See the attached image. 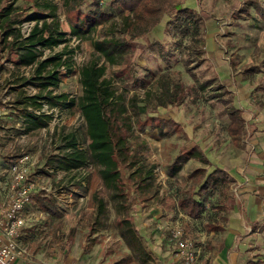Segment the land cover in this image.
I'll use <instances>...</instances> for the list:
<instances>
[{
	"label": "rangeland",
	"instance_id": "obj_1",
	"mask_svg": "<svg viewBox=\"0 0 264 264\" xmlns=\"http://www.w3.org/2000/svg\"><path fill=\"white\" fill-rule=\"evenodd\" d=\"M111 1L4 0L12 3L22 18L35 11L43 12L44 2L54 5L60 30L66 33L77 17L100 10L113 15L110 21L95 29L89 40L66 36L67 49L73 53L63 57L69 60V71L66 67L59 69L60 83L52 90L54 95L65 94L69 99H77L81 95L79 68L89 61L103 63L98 60L91 42L120 27L118 9L110 5ZM175 2L180 9L202 18L204 31L198 41L174 32L170 22L176 8L172 7L152 22L145 34L129 41L130 51L119 66L105 64V77L111 79L116 94L126 100L135 97L140 113L138 123L132 125L127 136L137 164L130 168L121 166L113 188L104 183L98 168L92 164L68 172L50 167L49 158L66 151L64 136L73 134L79 149L86 151L84 121L76 107L49 109L41 101L40 109L29 107L26 111L50 115L51 119L40 130H28L24 106L18 103L20 98L31 97L37 90L25 86L19 92L15 87L20 77L31 74V69L16 68L6 60L7 57L15 60L13 53L0 52L1 157L11 160L7 158L29 154L32 161H38L30 177L39 179L48 189L46 197L51 198L50 193L58 196L51 198L60 213L58 217L39 211L32 203L28 206L29 212L46 215L45 220L25 229L20 240L34 261L63 264L67 262L63 257L72 255L73 264H178L174 252L162 239L168 237L172 225L180 223L182 232L201 248L199 263L210 264L215 254L205 252L214 251L223 243V229L232 210H236L238 224L251 228L250 222L256 219L255 227L259 228L254 234L239 229L244 234L239 238L251 236L244 247L246 261L264 264V0ZM32 25L33 22H23L21 32L25 33ZM210 36L213 51H210ZM62 48L63 45L45 50L41 59ZM209 79L216 82L207 89L201 88ZM166 86L179 88L181 103L158 105ZM220 86L232 95L236 108L247 111L243 148L234 147L227 135L228 119L218 102ZM124 108L130 114L127 104ZM160 122L165 123V136L156 128ZM20 134L24 135L23 139L19 138ZM185 152L192 154L176 175H168L175 157ZM201 155L208 163L200 160ZM200 167L207 173L219 168L230 176L232 183L227 189L214 190V197L199 219L183 218L177 200L191 188L189 173ZM98 201L104 209L97 216ZM124 218L136 222L143 248L139 258L120 237L117 221ZM210 225L219 230L211 234ZM70 235L72 250L67 247ZM234 242L240 241L234 239ZM235 243L234 246L238 245Z\"/></svg>",
	"mask_w": 264,
	"mask_h": 264
},
{
	"label": "trees",
	"instance_id": "obj_2",
	"mask_svg": "<svg viewBox=\"0 0 264 264\" xmlns=\"http://www.w3.org/2000/svg\"><path fill=\"white\" fill-rule=\"evenodd\" d=\"M41 5L44 13L35 11L22 18L12 3L0 0V52L4 50L12 52L15 60L11 61L8 57L6 60L12 62L16 68L29 67L31 69L28 77L22 76L18 79L19 84L15 88L19 92L25 86H32L37 90L35 95L19 99L18 104L24 106L23 114L28 122L27 129L40 130L46 127L51 119L50 115H35L26 111L29 107L40 109L41 101L46 103L49 109L62 106L76 107L86 127L88 139L86 151L80 150L76 137L69 134L62 138L66 151L60 156L50 157L48 164L53 169L67 172L92 164L98 168L104 183L112 187L114 181L118 180L121 166L130 168L137 164V158L130 151L127 136L131 134L132 125L138 123L140 113L135 97L126 100L121 94H116L117 90L112 85L111 79L105 77V64L119 66L130 51L129 41L145 34L150 24L172 7L176 8V12L170 25L181 37L198 41L204 31L203 20L187 9H180L179 3L175 0H112L110 5L118 9L120 15V27L106 37L91 42L98 60H102L103 63L89 61L79 68L78 83L81 87V95L77 99H69L65 94L54 95L52 92L60 83L59 69L66 67V71H69V60L63 57L72 54L73 50L67 49L69 40L66 36L70 35L81 41L89 40L95 29L110 21L113 15L100 10L85 14L80 18L77 17L75 19L77 22L71 25L66 33L60 30L59 20L55 13L56 7L46 2ZM23 22H33L28 32H21L20 26ZM61 45L63 48L60 52L41 59L45 50H53ZM215 82V79H209L202 83L201 88L207 89ZM219 89L222 92L220 91L218 102L224 107L228 119L227 135L234 147L243 148L245 112L234 106L232 95H229L226 89L224 90L222 86ZM181 101L179 88L166 86L162 90L158 105L163 107L168 104L177 105ZM125 104L130 114L126 113ZM156 128L161 136L167 134L164 122L157 124ZM139 130H143L141 126ZM191 154L192 152L178 154L173 165L169 167L168 175H176ZM17 156L7 159L13 160ZM200 160L208 163L202 155ZM187 178L191 183V188L185 195L178 198L177 207L191 219H199L206 211V205L214 197L216 188L227 189L232 183L230 176L219 168H214L209 173L205 168H196L189 173ZM29 199L39 211L48 213L51 217L59 216L60 213L52 199L46 197L43 191L33 192ZM103 209V203L98 201L97 216L102 214ZM117 226L120 237L128 249L137 258L141 257L143 248L135 229L136 222L124 218L117 221ZM217 230L219 229L212 225L208 227L210 232ZM254 230L255 227L252 228L253 232Z\"/></svg>",
	"mask_w": 264,
	"mask_h": 264
},
{
	"label": "built area",
	"instance_id": "obj_3",
	"mask_svg": "<svg viewBox=\"0 0 264 264\" xmlns=\"http://www.w3.org/2000/svg\"><path fill=\"white\" fill-rule=\"evenodd\" d=\"M19 138L23 139L24 135L20 134ZM37 164L38 161H32L27 153L13 160H4L0 148V264H17V259L27 253L20 244L24 230L45 220L46 215L27 210L33 192H48L38 182L39 179L30 177L31 170ZM50 196L58 198L53 193ZM167 241L175 245L178 264H199L201 248L196 247L191 238L184 236L180 227L171 230Z\"/></svg>",
	"mask_w": 264,
	"mask_h": 264
},
{
	"label": "crops",
	"instance_id": "obj_4",
	"mask_svg": "<svg viewBox=\"0 0 264 264\" xmlns=\"http://www.w3.org/2000/svg\"><path fill=\"white\" fill-rule=\"evenodd\" d=\"M210 37H211L210 51H213L214 50V42L212 41V36H210ZM241 110H243L245 112V121H246L247 111L244 109H241ZM257 205H259V203H257ZM242 211H244V210H242ZM180 216H182L183 218L191 219L190 217L182 215V214ZM259 218H260V216H259ZM255 220L250 222V225H252L251 228L250 227L246 228V226L242 225V223L238 224V222L236 220V210H235V212H233V210H232V213H231V215H230V217L226 223V226L224 227L223 232H222V234L225 236L223 243L219 244L214 251L209 249V250H207V252H205V253H207V255H210V254L214 255L215 254V256L211 255L212 257L210 260V264H249L246 261L247 259H245L246 254H245L244 247H245L247 240H249V238L251 236H247V237L245 236L244 238H239L241 236L242 237L244 236L242 231H239V229L241 227V228L245 229L248 233L253 232L252 228L255 227V225L257 224L254 222ZM177 227H180L182 229V225H180V223H175L174 225L171 226L170 230L176 229ZM135 229H136V227H135ZM258 231H259V228L256 229V227H255L253 234L258 232ZM183 233H184V231H183ZM168 234H169V232H168ZM211 234H213V232H211ZM184 236L191 238L189 235H187V233L186 234L184 233ZM234 239H237V241L238 240L240 241V242H237L238 245H236L237 243L234 242ZM162 240H163L162 243H166V246L170 250H172L174 252V254H176L175 245L172 243L170 244L168 241H166L165 236H163ZM67 241H68L67 247H69V249L71 248V250H72V248L74 247V244H72V235H70L67 238ZM69 242H70V244H69ZM234 243L236 246L233 245ZM203 255H204V250H203ZM30 257H31V255H29V253H26V254L20 256L17 259V264H42V263H39L37 261H34ZM63 258L67 260V262L63 263V264H73L75 262V259L72 255L67 256V257L64 256ZM175 259H176V257H175ZM254 262H256V261H254ZM255 264H263V263L256 262Z\"/></svg>",
	"mask_w": 264,
	"mask_h": 264
}]
</instances>
